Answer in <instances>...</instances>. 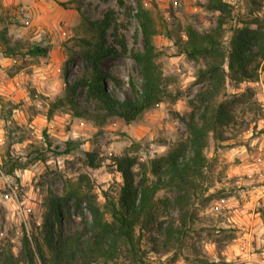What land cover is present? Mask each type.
Instances as JSON below:
<instances>
[{
	"label": "rangeland",
	"instance_id": "374dc122",
	"mask_svg": "<svg viewBox=\"0 0 264 264\" xmlns=\"http://www.w3.org/2000/svg\"><path fill=\"white\" fill-rule=\"evenodd\" d=\"M209 1L144 0L157 29L154 43L158 63L169 86L163 102L127 123L120 117L103 121L95 114L76 117L65 108L57 109L51 117L48 112L51 103L63 95L66 82H74L83 69L82 57L75 47L76 38L83 34L81 13L101 19L108 10H115L118 33L129 52L105 61V69L123 81L122 90L111 80L109 88L125 97L131 95L132 79L137 85L142 83L138 65L130 56L131 50L144 46V33L134 10L120 6L118 0H0V33L4 31L9 40L6 44L0 39V254L11 248L16 256L14 264H29L21 251L23 236L27 233L43 239L45 198L50 192L63 194L68 180L75 182L87 175L89 186H93V193L103 204L106 194L118 197L123 185L117 157L138 159L134 167L137 179L144 174L150 182L156 179L151 170L152 160L186 139V120L193 111V103H199L198 93L210 85L209 79L199 76L205 62L181 54L177 47L181 39H186L189 25L201 33L217 26L220 12L208 9ZM226 1L233 5L235 18L223 26L225 42L237 23L243 25L240 21H250L256 14L264 16V5L258 10L251 0ZM124 2L136 7V0ZM108 42L112 43L111 36ZM35 45L47 48L48 53L31 54L29 49ZM8 49L14 51L13 55L5 54ZM84 96L83 92L81 101ZM215 99L232 102L235 119L223 129L225 140L218 145L211 140L205 150L209 158L205 193L190 206L194 221L180 247L166 244L164 236L155 229L137 230L146 262L199 264L203 257L219 264H244L235 259L226 261L233 240L245 231V224L240 221L255 219L259 226H264V196L258 194L264 190V146L260 147L264 143V71L258 84L228 79ZM71 139L76 148L64 153ZM84 151L93 153L98 167H89ZM29 159L34 161L25 169H17L14 176L6 173L13 163ZM247 160L261 161V170L251 177L245 174L246 180L229 174L232 162ZM252 188L258 189L255 196L250 194ZM165 197L173 200L169 188L156 194L158 199ZM70 212L72 222L68 214L65 217L68 233L82 229L85 220L72 202ZM84 212L90 217L86 209ZM168 213L177 215L172 209H160V220L165 225L171 217ZM232 235L234 238H230ZM253 246L257 253L264 251V242L258 245L256 240ZM98 264L133 262L121 256Z\"/></svg>",
	"mask_w": 264,
	"mask_h": 264
},
{
	"label": "trees",
	"instance_id": "16d2710c",
	"mask_svg": "<svg viewBox=\"0 0 264 264\" xmlns=\"http://www.w3.org/2000/svg\"><path fill=\"white\" fill-rule=\"evenodd\" d=\"M251 1L258 10L264 5V0ZM118 2L120 6L134 10L144 33L143 48L130 51L138 65L142 83L137 85L132 79L129 82L131 95L125 97L109 88L108 81L111 80L122 90L123 81L105 69V61L129 52L126 41L118 33L115 10H108L101 19H91L81 13L83 34L76 38L75 47L82 57L83 69L74 82H66L63 95L51 103L49 117L57 109L65 108L76 117L95 114L103 121L120 117L131 123L164 101L169 79L158 63L159 53L154 43L157 29L151 11L144 0H136V7L126 6L124 0ZM59 4L65 6L66 2ZM207 8L220 12L217 26L201 33L189 25L185 30L186 39L177 43L181 54L205 62L199 76L210 80L209 88L198 93L196 99L199 103H193V111L186 120V139L174 144L167 154L152 160L151 170L156 179L151 182L147 174L136 178L134 167L138 163L137 158L117 157L116 166L123 176V185L118 197L106 194L103 204L93 193V186H89L87 175L75 182L68 180L63 194L50 192L45 198L43 239L32 238L27 233L22 239L21 251L29 264L36 261L40 264H98L121 256L133 264H152L144 261L141 255V236L137 235V230L155 229L164 236L166 244L182 245L195 218L190 206L195 198L205 193L203 185L209 165L205 150L211 140L217 145L225 140L223 129L235 119L232 102H216V95L225 88L228 79L237 83L257 82L264 71V16L256 14L250 21H240L243 25L237 23L225 42L223 26L235 18L233 5L226 0H210ZM109 36L112 43L108 42ZM0 39L2 43L9 44L4 31H1ZM13 52L8 49L5 54L11 56ZM29 52L44 56L48 49L35 45ZM83 92L85 96L81 101ZM74 148L75 143L71 139L67 141L64 153H70ZM84 154L89 167L99 166L93 153L84 151ZM33 161L13 163L6 168V173L14 176L17 169H25ZM168 188L173 192V200L156 198L158 191ZM71 202L85 220L82 229L68 233L65 217L68 214L69 222H72ZM162 208L177 212V215L168 213L171 217L166 225L160 220ZM85 209L90 217L85 214ZM230 238H234L233 235ZM0 255V264H14L16 260L11 248ZM198 262L219 264L203 257Z\"/></svg>",
	"mask_w": 264,
	"mask_h": 264
},
{
	"label": "crops",
	"instance_id": "0c3cea01",
	"mask_svg": "<svg viewBox=\"0 0 264 264\" xmlns=\"http://www.w3.org/2000/svg\"><path fill=\"white\" fill-rule=\"evenodd\" d=\"M260 139V138H259ZM264 143L261 144L260 147H263ZM263 162V161H262ZM264 164V162H263ZM261 161L254 160L253 162L250 160L244 161L242 163L232 162L230 166L229 174H233L238 176L242 180H246L245 174L249 177L253 176L257 172H259L262 166ZM262 175V174H261ZM257 188L250 189V194L255 196L257 193ZM261 196H264V190H259ZM244 225V232L242 235L235 238L234 244H232V251L227 253L226 261L231 262L233 259L238 260L240 263L244 264H264V251L261 253H257L254 251V242L257 240L258 245L260 242H264V226H259L258 222L255 219H249L247 222L240 221ZM241 226V225H240ZM260 228V232L259 229ZM262 239L260 240L261 235ZM253 247V249H252Z\"/></svg>",
	"mask_w": 264,
	"mask_h": 264
},
{
	"label": "built area",
	"instance_id": "2783aa9c",
	"mask_svg": "<svg viewBox=\"0 0 264 264\" xmlns=\"http://www.w3.org/2000/svg\"><path fill=\"white\" fill-rule=\"evenodd\" d=\"M255 83H257V84H258V81H257V82H255ZM5 197H6V198H8V197H9V194H6V195H5Z\"/></svg>",
	"mask_w": 264,
	"mask_h": 264
}]
</instances>
